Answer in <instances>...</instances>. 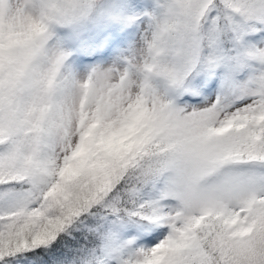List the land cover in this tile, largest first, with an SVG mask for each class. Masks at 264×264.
Returning <instances> with one entry per match:
<instances>
[{
  "label": "snow or ice",
  "instance_id": "snow-or-ice-1",
  "mask_svg": "<svg viewBox=\"0 0 264 264\" xmlns=\"http://www.w3.org/2000/svg\"><path fill=\"white\" fill-rule=\"evenodd\" d=\"M0 264H264V0H0Z\"/></svg>",
  "mask_w": 264,
  "mask_h": 264
}]
</instances>
